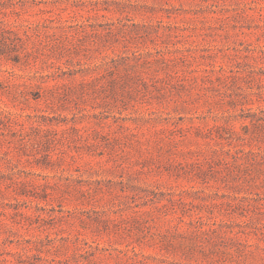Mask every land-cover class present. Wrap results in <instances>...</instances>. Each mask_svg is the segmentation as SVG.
<instances>
[{
	"label": "rangeland",
	"instance_id": "rangeland-1",
	"mask_svg": "<svg viewBox=\"0 0 264 264\" xmlns=\"http://www.w3.org/2000/svg\"><path fill=\"white\" fill-rule=\"evenodd\" d=\"M0 264H264V0H0Z\"/></svg>",
	"mask_w": 264,
	"mask_h": 264
},
{
	"label": "trees",
	"instance_id": "trees-1",
	"mask_svg": "<svg viewBox=\"0 0 264 264\" xmlns=\"http://www.w3.org/2000/svg\"><path fill=\"white\" fill-rule=\"evenodd\" d=\"M28 37H29V35H28ZM34 50H35V48L33 46H30L28 49H26L25 52L27 55H30L33 53Z\"/></svg>",
	"mask_w": 264,
	"mask_h": 264
}]
</instances>
